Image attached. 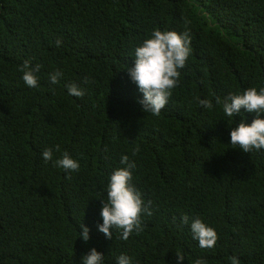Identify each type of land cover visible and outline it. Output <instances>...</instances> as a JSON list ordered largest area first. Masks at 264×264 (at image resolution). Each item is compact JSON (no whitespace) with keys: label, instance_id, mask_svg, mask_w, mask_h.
<instances>
[{"label":"trees","instance_id":"1","mask_svg":"<svg viewBox=\"0 0 264 264\" xmlns=\"http://www.w3.org/2000/svg\"><path fill=\"white\" fill-rule=\"evenodd\" d=\"M186 29L178 84L158 116L144 113L127 71L135 49L154 30ZM25 61L40 65L36 87ZM249 88H264V0H0V264H82L92 248L103 264H178L177 253L180 264H264V149L229 143L256 114L227 117L216 103ZM64 153L78 171L54 166ZM124 155L152 215L127 240L107 239L102 200ZM195 219L215 230L214 247L193 239Z\"/></svg>","mask_w":264,"mask_h":264},{"label":"clouds","instance_id":"2","mask_svg":"<svg viewBox=\"0 0 264 264\" xmlns=\"http://www.w3.org/2000/svg\"><path fill=\"white\" fill-rule=\"evenodd\" d=\"M187 24V21H185ZM61 43L56 41L57 46ZM191 36L186 29L183 33L175 31L154 30L150 38L143 41L141 46L135 49L134 66L128 68V74L138 90L143 94V98L138 101L142 105L144 113H151L158 116L161 110L166 106L171 90L178 84L181 69L185 66L186 60L190 54ZM40 65L34 68L30 67L29 61H25L21 71L22 80L32 88L37 86V77L34 74L38 72ZM62 75L57 71L50 75V83H59ZM87 82V81H85ZM68 94L75 97H83L84 90L75 83L65 85ZM54 91V89H53ZM199 104L207 109L213 107V103L208 99H200ZM216 103H222V109L227 117H235L241 114V109L248 113H255L256 118L251 125H247L241 120L236 128L230 132V144L233 149H240L244 153H250L253 150L264 149V88L259 92L256 88H249L240 95H230L223 99L216 98ZM57 150L58 146H57ZM135 155V152L133 153ZM42 158L47 163L53 160V151L51 148L42 152ZM54 166L68 171H78L79 163L72 159L67 153L62 158L53 161ZM121 164L126 165L114 171L110 177L107 186V200L103 201L100 216L103 219L102 224L97 228L107 239L113 238V230L120 231V238L127 240L132 232L142 231L141 215H152L151 210L144 203L141 193L131 184L132 169L136 167L134 161H130L127 155L121 157ZM181 222L187 224L188 216H182ZM79 235L87 242L89 240V229L81 225ZM193 239L198 241L202 249H210L215 246L218 239L215 230L206 226L200 219H195L190 224ZM184 257L177 253V262L180 264ZM82 264H103V254L95 248L82 256ZM117 264H131V259L127 255L117 257ZM195 264H204L202 260H196ZM231 264H239V260L232 258Z\"/></svg>","mask_w":264,"mask_h":264}]
</instances>
